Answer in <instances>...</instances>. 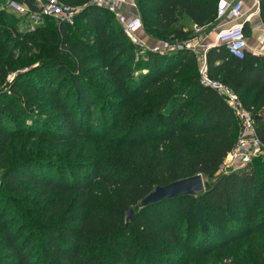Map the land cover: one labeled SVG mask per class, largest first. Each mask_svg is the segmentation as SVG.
<instances>
[{"label": "trees", "instance_id": "trees-1", "mask_svg": "<svg viewBox=\"0 0 264 264\" xmlns=\"http://www.w3.org/2000/svg\"><path fill=\"white\" fill-rule=\"evenodd\" d=\"M5 1L0 0V264H136L138 257L189 264L192 256L224 252L245 239L259 254L258 264H264V238L252 237L264 232V158L218 174L237 143L240 124L226 100L201 83L195 57L140 47L113 13L92 0H61L83 6L73 25L46 18L33 29L30 19L20 15L24 24ZM218 3L136 0L143 27L178 39L189 38L177 27L179 12L211 31ZM259 9L264 23V0ZM207 64L210 76L230 87L252 114L264 143V55L246 50L238 58L220 45L208 50ZM109 80L117 94L108 90ZM149 93L156 99L142 108ZM40 97L47 101L35 106ZM82 134L117 145L115 159L92 165L76 159L71 148L64 156L69 164L55 163L26 151L39 141L61 146ZM23 137L25 152L7 158L10 146ZM50 166L57 173H50ZM197 174L213 179L204 191L142 204L158 186ZM94 178L116 189L95 220L73 213L67 203L73 194L85 200ZM31 189L39 197L62 199L36 209L28 206L36 200ZM130 208L134 217L126 222ZM78 222L81 227H74ZM169 244L183 255L167 253Z\"/></svg>", "mask_w": 264, "mask_h": 264}, {"label": "built area", "instance_id": "built-area-1", "mask_svg": "<svg viewBox=\"0 0 264 264\" xmlns=\"http://www.w3.org/2000/svg\"><path fill=\"white\" fill-rule=\"evenodd\" d=\"M36 6L31 7L26 2L9 0L7 9L30 19L35 28L46 18H53L60 23L73 25L83 6L66 4L61 0H31ZM252 1V9H259L260 0ZM91 4L106 8L116 17L125 34L138 41L144 49L159 54H174L187 51L192 54L198 64L200 81L203 85L215 89L229 104L240 124L238 140L233 150L228 154L219 168L220 174L238 170L256 157L264 158V143L255 133V122L252 114L243 107L238 95L220 80L210 76L207 64V52L214 46L225 45L230 55L243 58L248 50L246 23L252 19V13L244 12L245 1L219 0L217 10V26L219 31L215 39H209V34L200 32L194 38L165 39L159 43L148 45L145 41L137 39L138 32L143 28L139 15H131L129 7H135V0H92ZM197 27L201 31L204 27ZM209 40V41H208Z\"/></svg>", "mask_w": 264, "mask_h": 264}, {"label": "rangeland", "instance_id": "rangeland-1", "mask_svg": "<svg viewBox=\"0 0 264 264\" xmlns=\"http://www.w3.org/2000/svg\"><path fill=\"white\" fill-rule=\"evenodd\" d=\"M8 1L9 0H6L5 3L3 4V6H6V3ZM135 2H136V0H135ZM135 7L138 10V7L137 6H135ZM10 13H12V15H14L18 19L22 17L13 11H10ZM138 15L140 16L139 11H138ZM147 19L149 22H151V16L147 15ZM22 20H24V24H26L25 18L24 19L21 18V21ZM31 26H32V24H31ZM48 27H50V25H48ZM81 27L88 31V32H86L88 38L91 37V33L89 32V28L85 22H81ZM177 27H183L184 30L186 32H188L189 38L196 37L202 31L206 32V33L208 32V29H205V28H203V30H201V31L197 30V27L194 25V23L183 12H179V22H178ZM140 31H141L140 32L141 35L138 32V37H136V38L145 41L148 45H153L155 43H159L165 39H170V40L178 39V38H175L174 35L165 36L161 32L157 31L155 28H153V27L150 28V27L146 26V24ZM154 34H156V35H154ZM149 38L153 41L148 43ZM128 39L131 40L132 42L136 43V44L139 43L138 41L134 40L130 36ZM213 39H215V38H213ZM248 39H249V45H250L249 47L254 48L253 45L251 44V41L255 43L256 42L255 41L256 36L254 35L251 28H250V31L247 35V40ZM138 45L140 47H142L140 44H138ZM89 48H91V46H89ZM18 55H19V53H18ZM137 56H138V53H137ZM36 65H37V63H34L33 65L31 64V66H29V67H25V68L22 67V69H19V70L25 71V70L31 68L32 66H36ZM72 69L74 70L73 67H72ZM16 75H17L16 71L11 73L7 79L8 83L13 82ZM91 81H93L95 83L94 79H92ZM97 83H99V82H97ZM106 86L110 92L113 91L115 94L118 93L116 86L114 84H112L111 80H109V82L106 83ZM143 98H145L144 102L142 103V105H139L142 108H144V106L151 105L155 101L156 96H151L149 93V94L143 96ZM45 101H47L46 98L40 97L39 99H36L34 101V105L35 106L39 105V103L43 104ZM40 109L37 108L35 110V112L36 113L40 112ZM92 123H94L95 127L99 126L98 122H92ZM179 137L182 139H188L186 134H181V135H179ZM25 139L26 138L23 137V138L19 139L15 144H12L10 146V149L7 153L8 154L7 158L9 157V155H15V154L19 155L23 151L25 152V149L23 148V143L25 142ZM189 141H191V143L194 142L193 140H189ZM57 145L58 144H54L49 140L39 141L38 143L32 145L31 148H29L26 151L28 153H33L37 157H40L46 161L50 160V161H54L55 163H59V162H62L64 160L66 163L69 164L70 161L68 159H66L64 156H66L67 152L69 153L71 148H74V156L77 155L76 159H79V161H83V162H90L92 165H98V166L100 164H103V161L105 160V158L115 159V156H117L118 151H119L118 150L119 147L117 145H114V144L109 145V143L99 141L95 137L87 135V134L79 135L75 139V141H73L72 143L61 144V146H57ZM111 166H116V163H111ZM50 167L51 168H47L50 173H52V174L57 173L55 168H53L52 166H50ZM111 169H112V171H114L115 168L112 167ZM2 171H3V167H2V164L0 162V180L2 177ZM101 174L103 175L104 172L101 171ZM218 174H220V173L218 172ZM101 178H102V176H100V179ZM100 179L99 178L93 179V183L88 188V190L85 194V200L82 198H78V197H77L78 198L77 199L76 197H74L75 196L74 194H73V196L68 198L67 203H68V206H70V203H71V209H72L73 213L81 215V216L91 215L93 217V219L95 220L98 218L99 215H101L105 212L106 207H107L106 205L116 195V189L114 186H111L108 183L101 181ZM212 180L213 179L208 178L207 176H204L205 188L208 184H210L212 182ZM29 195H30V197L34 196L36 198V200H34V201L31 200V202H30V204H28V206L31 205V206L35 207L36 209H42L43 205H45L47 202H53L54 200L59 199L58 197H60L62 199V197L59 195H57V197L55 195V197H51V198L50 197H44V198L39 197L37 194V191L35 189H31L29 192ZM24 198H25V196H24ZM68 206H67V208H68ZM66 212L67 211H65V213ZM65 218H67V217H65ZM80 225H81V222H78L74 227L80 228L81 227ZM92 233H96V232H92ZM252 237H254V238L257 237V238L262 240L264 238V232H261L258 236H252ZM95 239H98V238L96 237ZM252 244L253 243H249V241L247 239H245L243 241H239L237 243L231 244L224 252H220L219 250H215V251L211 252L209 256H206V257H202V256L194 257V256H192L190 258L189 264H236V263H239L245 259L249 260V262L251 264H258L259 254H257L254 251V248H253L254 245L252 246ZM258 245L259 244H257V246ZM169 251L172 254H176V255H180V256L183 255V251L178 246H173V244L168 245L167 253ZM163 262L166 263V261L145 260L142 257H140V258L138 257L135 260L136 264H164Z\"/></svg>", "mask_w": 264, "mask_h": 264}, {"label": "water", "instance_id": "water-1", "mask_svg": "<svg viewBox=\"0 0 264 264\" xmlns=\"http://www.w3.org/2000/svg\"><path fill=\"white\" fill-rule=\"evenodd\" d=\"M205 182L202 174H197L193 177L180 179L173 183L158 186L152 193H150L142 204L155 203L169 198H176L186 194H196L204 191ZM134 217V209L130 208L126 213V222Z\"/></svg>", "mask_w": 264, "mask_h": 264}, {"label": "crops", "instance_id": "crops-1", "mask_svg": "<svg viewBox=\"0 0 264 264\" xmlns=\"http://www.w3.org/2000/svg\"><path fill=\"white\" fill-rule=\"evenodd\" d=\"M229 1L234 2L237 0H229ZM244 1H245L244 12L248 15L252 13V19L249 22V25L254 35L256 36V40H255L256 42L254 43L251 41V44L253 45L254 48L249 47L248 50H251L255 54L264 55V23L260 18V14H259L260 9H256L255 7L252 9V4H251L252 1L250 0H244ZM128 9L131 15H138V10L136 7H129ZM204 28L206 29V27ZM218 31H219V27H214L211 31L208 30L207 34H209V39L215 38ZM140 32L141 31H139V34L141 35ZM148 40H149L148 43L153 41L150 38ZM248 45H249V39H248Z\"/></svg>", "mask_w": 264, "mask_h": 264}]
</instances>
